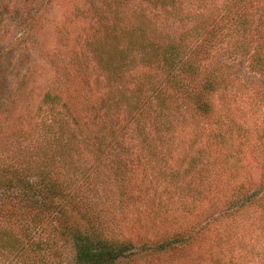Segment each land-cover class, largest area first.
I'll use <instances>...</instances> for the list:
<instances>
[{"label": "trees", "instance_id": "obj_1", "mask_svg": "<svg viewBox=\"0 0 264 264\" xmlns=\"http://www.w3.org/2000/svg\"><path fill=\"white\" fill-rule=\"evenodd\" d=\"M29 1L35 0H0V54L5 53L2 42L15 17L20 15L19 24L26 29L35 24L37 11L20 14L21 2ZM251 1L222 0L199 19L180 16L178 0L90 1L98 40L93 53L100 65L97 77L102 76L109 89L96 97L98 106L91 104L82 91H91V73L77 68L68 77L69 88L44 93L28 129L0 142V264H119L135 254L132 245L110 235L115 233L112 209L122 212L132 202L139 210L148 203L147 194L132 193L135 170L148 164L140 153L121 157L129 148L123 140L129 128L123 121L139 122L134 131L140 150L155 151L156 163L166 165L174 152L169 146L179 145L174 114L185 107L197 118L212 119L211 99L231 81L225 72L231 65H212L215 52L247 57L253 71L264 73V5ZM175 20L179 25L170 28ZM113 82L126 89L116 98V91L110 90ZM198 137L193 135L192 145ZM221 156L228 164L229 155ZM198 160L190 155L185 172L195 169ZM263 180L247 195L242 192L246 183L238 179L234 187L241 192L228 205L260 201ZM97 189L106 194L112 219L108 223L87 198L86 191ZM255 192L260 193L257 199ZM181 237L151 246L165 250L191 239ZM58 241L70 245V262Z\"/></svg>", "mask_w": 264, "mask_h": 264}, {"label": "rangeland", "instance_id": "obj_2", "mask_svg": "<svg viewBox=\"0 0 264 264\" xmlns=\"http://www.w3.org/2000/svg\"><path fill=\"white\" fill-rule=\"evenodd\" d=\"M41 1L21 2L20 14L26 10L38 12L35 24L26 29L19 24L18 15L10 22L2 42L5 53L0 54V142L28 129L44 93L69 88L72 82L68 77L77 68L91 73V91L82 90L91 104L98 106L96 97L109 89L104 78L97 77L100 65L93 57L98 40L93 36L91 0H49L45 5ZM178 1L183 7L180 16L199 19L203 11L222 0ZM258 3L262 7L264 0ZM177 25L179 20L171 22L170 28ZM211 61L212 65H231L225 71L231 81L213 95L212 119L197 118L185 107L174 114L179 145L176 142L169 146L174 152L166 165L156 163L155 151L140 150L134 131L139 122L127 118L123 121L129 128L123 137L129 148L121 157L140 153L148 164V168L135 170L132 188L135 195L147 194L148 203L139 210L132 202L122 212L112 209L116 220L115 233L110 235H118L132 245L135 253L119 264H264V197L250 206L228 205L241 192L234 187L238 179L246 183L242 192L247 195L254 194L264 179V73L253 71L247 57H228L222 51L215 52ZM127 76L132 77V73ZM110 90L116 91V98L126 89L113 82ZM238 130L240 134L236 136ZM121 133L117 132V138ZM194 134L199 137L192 145ZM222 138L225 143H217ZM226 154L230 168L221 162V155ZM190 155L199 160L197 167L186 173L184 167ZM86 194L100 209L101 219L112 221L108 219L111 215L107 214L105 191L97 189ZM259 196L256 193L253 199ZM177 234L183 241L191 239L165 250L151 246ZM58 246L70 262V245L58 241Z\"/></svg>", "mask_w": 264, "mask_h": 264}]
</instances>
